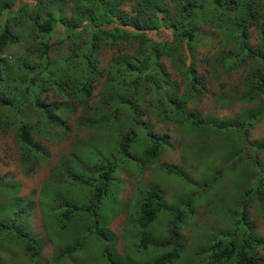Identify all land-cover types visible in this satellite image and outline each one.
<instances>
[{
	"label": "trees",
	"instance_id": "1",
	"mask_svg": "<svg viewBox=\"0 0 264 264\" xmlns=\"http://www.w3.org/2000/svg\"><path fill=\"white\" fill-rule=\"evenodd\" d=\"M205 28L216 43L208 61L200 56L209 36ZM204 65L226 74L244 72L237 95L247 104L244 110L201 114L195 105L208 93L199 73ZM262 96L264 0H0V136L12 137L24 173L32 174L49 155L41 139H68L74 126L97 134L95 140L70 143L71 151L48 177L54 194H38L49 235L60 242L73 226L82 234L60 246L62 259L90 240L99 243L102 264H175L185 253L184 226L196 198L189 187L167 203L157 183L146 185L126 216L123 238L133 249L125 245L123 254L104 218L117 210L121 171L130 165L142 171L172 148L169 134L156 130L151 116L189 128L200 141V154L212 142L209 154L229 156L213 169L212 180L236 177L231 201L218 211L225 225L195 237L188 264H264V235L250 214L264 221V138L250 135L264 118V103H255ZM214 103L223 108L235 101L220 91ZM159 166L190 180L173 164ZM35 204L33 194L19 195L18 183L0 174V264H12L4 258L11 249L19 258L14 264L43 262L28 221ZM149 252L153 260H143Z\"/></svg>",
	"mask_w": 264,
	"mask_h": 264
},
{
	"label": "rangeland",
	"instance_id": "2",
	"mask_svg": "<svg viewBox=\"0 0 264 264\" xmlns=\"http://www.w3.org/2000/svg\"><path fill=\"white\" fill-rule=\"evenodd\" d=\"M15 5H18L17 3ZM129 8V7H127ZM204 33L209 36L206 40L202 41L200 47V56L210 60L211 55L216 51L215 36H212L211 28H205ZM163 37H168L165 32L162 33ZM251 42L256 44V31L250 30ZM57 36H54L56 39ZM112 52L109 51L102 56V65L110 58ZM167 68L172 69L169 62H166ZM215 68V69H214ZM199 73L205 76L207 82L208 93L202 100L195 105L202 115H214L218 117L232 116L234 113L242 111L247 106L246 103L239 101L237 95L239 91H243L241 86L244 72L232 71L228 74L224 73L222 69L215 66L204 65L199 67ZM102 89V84L99 83L94 90L92 102L97 98L96 94ZM223 91L230 99H234L235 103L227 107L216 106L214 100L216 94ZM264 103V96L255 103ZM75 117V116H73ZM151 122L155 125L156 130L169 134L170 143L172 148L164 150L160 155V159L156 164L147 166L144 170L140 171L135 165H130L128 169H124L119 174L120 184L116 194L117 210L114 214L107 211L106 225L107 227L118 236L117 243L118 249L122 251L125 245L132 247L131 244H125L123 238L125 220L132 205L139 199L142 192L146 191V185L150 183H157L163 191L164 198L167 203H173L178 196H183L190 189V196L195 193L193 217L184 226V233L187 237V249L185 253L176 260L175 264H188L189 252L191 250V242L195 237H202L207 232L214 230L216 227L225 225V219L218 213L221 209L220 206L216 207L215 203H229L233 197L234 191L230 187L231 180L236 177L231 174L228 177H220L221 179L212 180L213 169L221 162L229 158L226 153H222L220 159H217L216 153L209 154L213 151L214 146L209 142L205 155L199 152V139L196 140L194 133L190 132L189 128L181 130L174 124L163 125L157 123L155 119L148 116ZM76 118V117H75ZM252 138H264V118L257 123L250 131ZM43 138V137H41ZM97 134L95 131L86 128L85 126H74L72 132L69 134L68 139L59 140L56 138L41 139V142L47 148L49 155L45 159L39 161L34 167L32 174H25L23 168L19 164V152L12 140V137L7 134L0 136V174H8L9 177L18 183L19 195L31 196L36 201L33 207L32 215L28 218L30 230L34 233L40 244L42 245L40 258L43 262L41 264H102L100 262L99 243L90 240L80 251L75 252L71 258H63L59 262L56 260L58 249L61 245H66L64 248L70 246L71 241L75 238H82V234L78 233V227L73 226L69 232L64 236L63 240L58 242V236L49 235L44 229L41 217V208L37 203L38 194H46L52 192L54 184L48 177L51 170L57 163L58 159L71 151L70 143L76 140H95ZM197 149L198 153H195ZM261 162L264 165V154L261 155ZM160 163H167L175 165L179 170L185 173L190 179L186 182L183 178H179L174 174H166L161 171ZM221 166V165H220ZM210 178V179H208ZM203 181H210L205 187L208 189L198 188V184ZM210 187V188H209ZM201 192V194L199 193ZM54 192H52V195ZM251 217L256 220L258 231L264 235V221L258 219L253 212L250 213ZM63 248V249H64ZM5 257L8 258L12 264L19 262L17 254L11 250L4 252ZM153 260V254L149 252L143 257V260ZM132 260V259H131ZM7 261V260H6ZM8 262V261H7Z\"/></svg>",
	"mask_w": 264,
	"mask_h": 264
},
{
	"label": "clouds",
	"instance_id": "3",
	"mask_svg": "<svg viewBox=\"0 0 264 264\" xmlns=\"http://www.w3.org/2000/svg\"><path fill=\"white\" fill-rule=\"evenodd\" d=\"M210 177L212 178L213 176H210ZM208 179H210V178H208ZM216 179H221V178H216ZM207 183H211V182L210 181H203L202 183L198 184V188L208 189L207 187L204 186ZM117 192H118V190H117ZM199 193L201 194V192H199ZM222 204H223L222 202L221 203H217V202L215 203V205H217L216 207H219L218 205H221L222 206ZM117 239H118V236H117ZM116 251L118 253H120V254H123L124 253V247H123L122 251H120L118 249V243H117ZM131 256H132V259L134 258V260H137V256L134 253H131ZM61 259H62V256L59 257V253H57V255H56L57 262H59Z\"/></svg>",
	"mask_w": 264,
	"mask_h": 264
}]
</instances>
